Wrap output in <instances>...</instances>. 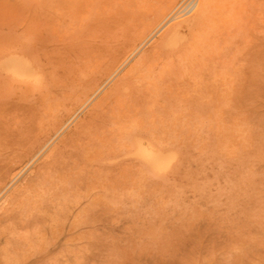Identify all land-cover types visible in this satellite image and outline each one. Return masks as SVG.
<instances>
[{"label":"rangeland","instance_id":"374dc122","mask_svg":"<svg viewBox=\"0 0 264 264\" xmlns=\"http://www.w3.org/2000/svg\"><path fill=\"white\" fill-rule=\"evenodd\" d=\"M0 74V264H264V0H0Z\"/></svg>","mask_w":264,"mask_h":264},{"label":"bare ground","instance_id":"6f19581e","mask_svg":"<svg viewBox=\"0 0 264 264\" xmlns=\"http://www.w3.org/2000/svg\"><path fill=\"white\" fill-rule=\"evenodd\" d=\"M208 2V1H207ZM207 2H204V4L205 3H207ZM201 3H203V2H201ZM212 3V2H211ZM234 3V2H233ZM237 4V3H236ZM235 4V5H236ZM203 5V4H202ZM196 6V5H195ZM233 6H234V4H233ZM216 7V6H215ZM238 7V6H237ZM240 7V6H239ZM245 7V6H244ZM205 8H208L207 6L205 7ZM234 8V7H233ZM236 8V7H235ZM241 8H242V6H241ZM89 9V8H88ZM193 9V8H192ZM239 9V8H238ZM243 9V8H242ZM216 10V9H215ZM232 10H234V9H232ZM237 10V9H236ZM236 10H235V12H236ZM190 11V10H189ZM205 10H203V12H204ZM208 11H209V9H208ZM238 11V10H237ZM201 14V13H200ZM200 14H198L199 15V17H200ZM206 14V13H205ZM215 14V13H214ZM219 14V13H218ZM206 15H209V14H206ZM210 15H212V13L210 14ZM219 15H221V14H219ZM194 15L192 14L191 16H189V17H187V18H184L183 20H181V21H179V22H181V23H185V24H187V25H192V23H194V22H192V21H194L193 20V18L194 19H196L195 17H193ZM222 16V15H221ZM175 17V16H174ZM205 17H208V16H205ZM210 17V16H209ZM172 18V17H171ZM198 18V17H197ZM203 20H204V17H203ZM177 22V21H176ZM179 22H177V23H179ZM198 23V22H197ZM177 25V24H176ZM180 25H178V26H175L174 27V29H175V34H177V35H179V33H177L178 32V30H179V27ZM172 29H173V27H172ZM170 31V33L172 34L173 32H171L172 30H169ZM174 31V30H173ZM167 34H169V33H167ZM170 34V35H171ZM185 35V34H184ZM171 38V37H170ZM173 38H175V36L173 37ZM179 38V37H178ZM185 38V37H184ZM178 41V40H177ZM180 41V40H179ZM172 45V44H171ZM175 45V44H174ZM173 45V46H174ZM177 45V44H176ZM16 53V52H15ZM143 55V54H142ZM143 57V56H142ZM28 58V57H27ZM30 60H31V58H29ZM35 59V58H34ZM4 61H5V59H3ZM139 60H141V59H139ZM143 60V59H142ZM141 60V61H142ZM32 61V60H31ZM43 61V60H42ZM35 62H36V60H35ZM135 62H137V61H135ZM139 63V62H138ZM144 63V62H143ZM38 64V63H37ZM40 64V63H39ZM135 64V63H134ZM4 65H5V67L7 68V69H9L13 74H14V76H17V77H24V76H27V77H29L30 75H31V73H30V71H32L33 69V66H34V64H33V62H28L25 58H23L22 56H19V55H8L7 57H6V61H5V63H4ZM132 65V64H131ZM151 65V64H150ZM40 66V65H39ZM43 66V65H42ZM135 66H137V65H135ZM143 66V65H142ZM134 67V66H133ZM48 68H50V67H48L47 66V71H48ZM32 69V70H31ZM36 68H34V70H35ZM40 69H41V66H40ZM33 70V71H34ZM45 70V69H44ZM49 70H51V69H49ZM134 70V69H133ZM140 70V69H139ZM7 71V70H6ZM32 71V72H33ZM114 71V70H113ZM117 71V70H116ZM141 71V70H140ZM43 72V71H42ZM142 72V71H141ZM139 73V72H138ZM45 74V73H44ZM1 75V74H0ZM10 75V74H9ZM12 75V74H11ZM10 75V76H11ZM38 75V74H37ZM48 75H50V74H48ZM34 76V75H33ZM128 76V75H127ZM30 77H32V76H30ZM34 77H36V76H34ZM47 75H46V79H44V80H47ZM135 77V76H134ZM35 79H37V78H35ZM150 79V78H149ZM25 80V79H24ZM21 81V80H20ZM28 81H30V80H28ZM28 81H26V82H28ZM42 81V80H41ZM88 81V80H87ZM151 81V80H150ZM37 82H39L38 80H37ZM30 83V82H29ZM32 83H33V85H35V86H37V83L35 82L34 83V81H32ZM48 83V82H47ZM42 85V84H41ZM40 85V86H41ZM46 85V84H45ZM45 85H44V87H45ZM157 86V85H156ZM29 87V86H28ZM31 87H33V86H31ZM118 87V86H117ZM36 88V87H35ZM121 88V87H120ZM122 88H123V86H122ZM29 89H30V87H29ZM118 90H119V88H118ZM155 90V89H154ZM151 91H153V90H151ZM158 92V91H157ZM33 97V96H32ZM109 97V96H108ZM115 98V97H114ZM87 100V99H86ZM116 100V99H115ZM78 112V111H77ZM149 139V138H148ZM152 142V141H151ZM150 141H143V140H140L137 144H136V147H135V150H133L134 152V154L135 155H137L138 157H140L141 159H142V161L144 162L143 164H146V165H148V166H152V167H158V168H162V167H165L167 164H170V159L172 158H170L169 157V152H168V149L166 150V149H164L163 147L162 148H160V147H158V146H155V144L153 145L152 143H151ZM134 149V148H133ZM48 157H49V155H48Z\"/></svg>","mask_w":264,"mask_h":264}]
</instances>
